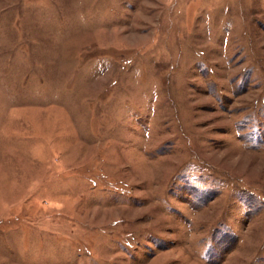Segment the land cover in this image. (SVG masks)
I'll list each match as a JSON object with an SVG mask.
<instances>
[{
  "label": "rangeland",
  "instance_id": "obj_1",
  "mask_svg": "<svg viewBox=\"0 0 264 264\" xmlns=\"http://www.w3.org/2000/svg\"><path fill=\"white\" fill-rule=\"evenodd\" d=\"M0 264H264V0H0Z\"/></svg>",
  "mask_w": 264,
  "mask_h": 264
}]
</instances>
